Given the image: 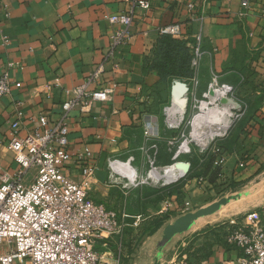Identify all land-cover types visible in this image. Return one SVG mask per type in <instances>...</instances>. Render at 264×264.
<instances>
[{
  "label": "crops",
  "instance_id": "1",
  "mask_svg": "<svg viewBox=\"0 0 264 264\" xmlns=\"http://www.w3.org/2000/svg\"><path fill=\"white\" fill-rule=\"evenodd\" d=\"M144 1L148 10L137 0H0V37L7 39L0 43V75L6 73L14 83L9 96L0 99V174L17 169L8 149L10 124L18 120L24 134L41 131L39 118L56 121L68 92L102 64L98 86L114 94L94 104L90 113L70 112L67 149L72 159L63 172L80 182L81 168L93 167L86 179L89 198L125 216L123 237L108 244L111 250L121 246L122 264L166 261L188 251V239L196 234L188 230L162 245L163 231L172 224L162 220L170 190L151 194L108 184L109 162L124 164L133 157L130 167L138 176L146 174L150 161L159 165L152 169L164 172L172 170L166 165L186 162L173 156L174 141L185 137L184 128L169 129L166 122L167 116L179 114L168 111L175 80L187 84L201 107L212 75L233 89L245 117L219 141L216 151L224 163L246 166L264 156V0H248L246 9L242 0ZM125 13L133 16L128 37L114 45L122 27L107 18ZM174 24L181 34L173 38L184 41L189 51L200 37L201 50L211 54L202 59L196 87L186 78L163 80L150 67L161 29ZM208 130L204 126L197 133ZM219 224L197 233L205 241L198 254L201 264H236L243 256L227 240L232 228ZM148 225L152 228L146 233Z\"/></svg>",
  "mask_w": 264,
  "mask_h": 264
},
{
  "label": "built area",
  "instance_id": "2",
  "mask_svg": "<svg viewBox=\"0 0 264 264\" xmlns=\"http://www.w3.org/2000/svg\"><path fill=\"white\" fill-rule=\"evenodd\" d=\"M137 4L143 10H148L150 6L144 0H137ZM248 4V0H242L241 7L246 9ZM188 9L191 10L192 6L189 5ZM132 19V14L128 13L107 18L110 24L122 27L114 38V45L127 39ZM160 32L177 37L181 29L174 24L162 28ZM0 43L5 45L7 39L0 37ZM200 46L201 39L197 37L190 51L193 87L198 85L202 59L205 55L211 57ZM103 72L102 64L95 66L81 84L68 92L56 121L50 123L45 116H41V131L24 134L18 120L10 124L8 149L13 154L17 169L13 173L0 174V264H122L121 246L117 244L116 249L111 250L108 244L111 239L123 237L128 227L125 216L107 210L89 198L86 179L93 175V167L81 168L84 180L80 182L73 181L63 172L72 159L67 149L70 112L90 113L94 104L107 102L114 94L112 88L98 86ZM12 85L14 83L6 73L0 75V99L9 96ZM211 95H214V103L218 106L222 98L240 104L234 98L233 89L219 84L216 75H212L210 85L202 96L209 106ZM186 96V107L174 119L166 115L168 108H165L169 129L185 128L194 115L203 113L199 100L189 91ZM233 112L234 124L243 116L242 105ZM150 131L148 127L145 134ZM133 161L132 157L124 164L109 162L108 184L125 189L139 188L142 178L154 167V163L150 161V170L144 176H138L130 167ZM225 223L232 228L228 242L243 253L236 264H264V211H252L241 220Z\"/></svg>",
  "mask_w": 264,
  "mask_h": 264
},
{
  "label": "rangeland",
  "instance_id": "3",
  "mask_svg": "<svg viewBox=\"0 0 264 264\" xmlns=\"http://www.w3.org/2000/svg\"><path fill=\"white\" fill-rule=\"evenodd\" d=\"M208 107L209 104L205 101L204 106L201 107L202 111L205 112ZM203 118L204 113L194 115L190 120V124L184 128L185 137L174 141L173 156L175 159L184 160L190 165L187 175L176 183H161L158 186H153L145 182L151 173L149 168L150 171L142 178V185L139 188H143L151 194L162 190H170L165 195L166 205L162 215V220H169V223H173L183 215L194 213L212 203L219 202L221 199H229L230 203L231 198L235 195L239 194L242 198L239 200V205L225 207L211 216L202 218L208 220L209 218L223 217L194 231L196 234L188 239L190 240L187 246L189 250L178 251L174 256H169L166 261L164 258V260L161 259L160 261L163 264H201L200 258L202 256L198 254L205 246V241L200 239L197 233L204 232L225 221L241 220L252 211H264V156H258L259 158L253 160L259 159V163L256 161V164L250 163L246 166L244 164L242 168L238 164L232 167L229 163H224L221 155L216 151L219 141L225 138L223 137L224 134L222 137L214 138L207 148L201 150L198 146L202 142L205 143L204 139L207 133L201 134L196 143L192 142L191 133ZM236 124L237 122H234L230 127ZM202 130L203 128H199L197 132L201 133ZM158 166V164H154V167ZM166 166L175 171L181 170L169 165ZM145 215L149 216V214ZM146 227L145 232L147 233L152 226L148 225ZM171 260L172 263H170Z\"/></svg>",
  "mask_w": 264,
  "mask_h": 264
},
{
  "label": "bare ground",
  "instance_id": "4",
  "mask_svg": "<svg viewBox=\"0 0 264 264\" xmlns=\"http://www.w3.org/2000/svg\"><path fill=\"white\" fill-rule=\"evenodd\" d=\"M214 100H215L214 95H211L210 96L211 105L206 109L205 112L203 111L204 118L199 123V125L197 126V127H201V128H204V126H206L207 128H209V130L206 134V137L204 139L205 143L203 144V142H202L198 146L201 150L207 148L211 144L210 142H212L214 138L220 137L223 134H225L227 132V130L229 129L231 123H232V114L234 113L233 109H231V107H220L218 105H215ZM183 106H184L183 102H180L179 100H177L175 102V104H173L172 108L170 110H168L169 115L173 116L174 113L182 114L183 109H184ZM191 136H192V142L198 140L200 137V135L196 132L195 128L192 130ZM165 167H168V166H165ZM181 170L180 171L169 170L167 172H164V171L159 170V169H155V170L151 169V173L147 177L145 182L149 183L153 186H158L161 183H168L170 181H174L181 174ZM242 196H243V194H242ZM241 198H242L241 195H239V194L235 195L233 198H231L230 203L223 205L217 212L224 209L225 207L239 205V203H240L239 200ZM206 217H208V216H206ZM202 218H204V217H201L198 220L194 221L189 230L190 231H196V230L202 228L203 226H205L206 224H212L216 220L222 219L223 217L217 218V219L216 218H209L208 220H204Z\"/></svg>",
  "mask_w": 264,
  "mask_h": 264
},
{
  "label": "water",
  "instance_id": "5",
  "mask_svg": "<svg viewBox=\"0 0 264 264\" xmlns=\"http://www.w3.org/2000/svg\"><path fill=\"white\" fill-rule=\"evenodd\" d=\"M189 91V87L187 86L186 83L175 80L172 84L171 87V104H175L177 100L180 102H183V107L185 108L187 105V93ZM219 105L221 107H231L233 111H236L240 108V104L226 98H222L219 101ZM233 117V114H232ZM170 166L182 169L181 174L174 180L171 181L167 184L170 183H176L182 180L188 173L190 165L188 162H175L172 163ZM229 199H221L219 202H215L210 204L209 206L205 208H201L198 211L194 213H188L186 215H183L179 217L176 221H174L172 224H169L165 227L163 231V239H162V245H165L169 240H171L172 237L178 234H182L187 232L194 221L198 220L201 217H206L213 215L216 213L223 205H226L229 203ZM154 264H160L158 260Z\"/></svg>",
  "mask_w": 264,
  "mask_h": 264
},
{
  "label": "trees",
  "instance_id": "6",
  "mask_svg": "<svg viewBox=\"0 0 264 264\" xmlns=\"http://www.w3.org/2000/svg\"><path fill=\"white\" fill-rule=\"evenodd\" d=\"M190 63L191 54L184 41L165 34L160 36L157 41L155 58L152 60L150 67L158 73L161 79L170 82L178 78L190 79L192 77ZM244 117L245 113L237 124L241 123ZM230 146H233V144H230ZM225 224L221 223L218 227Z\"/></svg>",
  "mask_w": 264,
  "mask_h": 264
}]
</instances>
